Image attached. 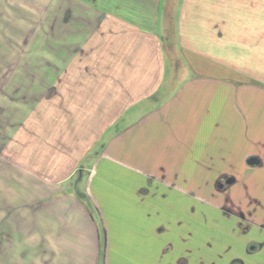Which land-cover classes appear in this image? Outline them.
<instances>
[{"label": "crops", "instance_id": "0c3cea01", "mask_svg": "<svg viewBox=\"0 0 264 264\" xmlns=\"http://www.w3.org/2000/svg\"><path fill=\"white\" fill-rule=\"evenodd\" d=\"M66 36L83 41L64 70L79 76L50 93L80 91L63 96L79 105V161L102 153L77 183L0 168V264H199L184 245L236 197L264 238V200L249 197L264 184V0H83V35ZM185 194L220 217L185 212Z\"/></svg>", "mask_w": 264, "mask_h": 264}, {"label": "rangeland", "instance_id": "374dc122", "mask_svg": "<svg viewBox=\"0 0 264 264\" xmlns=\"http://www.w3.org/2000/svg\"><path fill=\"white\" fill-rule=\"evenodd\" d=\"M248 11L244 9L242 14ZM80 34L83 35V0H0V168L18 163L41 179L77 183L82 175H89L92 164L100 157L102 150L98 146L79 161L83 122L79 129L74 118H79V105L63 96H79L80 91L74 90L73 94L58 86L54 95L50 93L57 83L78 75H66L64 70H71L72 66L78 71L83 41L78 38L77 45L71 46L66 35ZM58 53H66L62 64H58ZM52 66H58L59 71ZM252 181L257 190L249 197L264 200V184ZM75 188L79 190L78 186ZM236 198L223 204L234 213L220 217L215 202L191 201L185 194V212L191 214V208L194 209L205 224L214 212L220 217L216 219L220 226L213 232L210 227H201L204 231L200 232L197 249L191 250V243L189 249L184 245L185 257L194 253L199 264H234L235 258L255 264L245 254L253 246L256 252L251 254L264 258V238H259L260 233L249 234V225L237 215L243 205L247 217L260 222L261 213L248 211L245 202L237 206Z\"/></svg>", "mask_w": 264, "mask_h": 264}, {"label": "flooded vegetation", "instance_id": "af4514ba", "mask_svg": "<svg viewBox=\"0 0 264 264\" xmlns=\"http://www.w3.org/2000/svg\"><path fill=\"white\" fill-rule=\"evenodd\" d=\"M257 161V160H256ZM257 164H258V162H257ZM232 182H233V180H230V179H226L225 180V184H219L218 185V188L220 189V190H224L227 186H229L230 184H232ZM255 248H253V246H252V249H250L249 248V250L251 251V252H253V251H255L254 250ZM235 260V259H234ZM239 260V259H238ZM240 264V262H235L234 264Z\"/></svg>", "mask_w": 264, "mask_h": 264}, {"label": "water", "instance_id": "95a60500", "mask_svg": "<svg viewBox=\"0 0 264 264\" xmlns=\"http://www.w3.org/2000/svg\"><path fill=\"white\" fill-rule=\"evenodd\" d=\"M248 164L251 166H255L257 164V161L254 158H252L248 161Z\"/></svg>", "mask_w": 264, "mask_h": 264}]
</instances>
